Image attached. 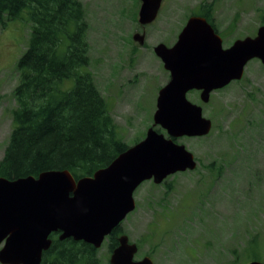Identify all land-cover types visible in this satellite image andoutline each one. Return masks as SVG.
<instances>
[{"label":"rangeland","instance_id":"obj_1","mask_svg":"<svg viewBox=\"0 0 264 264\" xmlns=\"http://www.w3.org/2000/svg\"><path fill=\"white\" fill-rule=\"evenodd\" d=\"M80 1L89 45L85 69L122 141L133 145L152 126L158 89L168 80L154 46H171L192 8L211 0H163L157 19L143 29L142 45L132 38L142 32L136 19L140 0ZM212 5L219 28L229 33L226 46L254 36L264 21V0H212ZM30 26L26 9L0 26V159L13 126L17 60ZM187 97L202 106L212 126L204 136L175 140L194 155L193 170L169 175L165 183L145 180L134 190L135 208L121 222L138 243L134 258L149 255L153 264L264 263V64L251 59L242 78L213 93L206 104L194 94ZM108 257L103 241L94 264H107Z\"/></svg>","mask_w":264,"mask_h":264},{"label":"water","instance_id":"obj_2","mask_svg":"<svg viewBox=\"0 0 264 264\" xmlns=\"http://www.w3.org/2000/svg\"><path fill=\"white\" fill-rule=\"evenodd\" d=\"M140 1L138 22L151 23L162 0ZM132 38L143 44V33L135 32ZM153 51L170 77L158 90L153 124L143 139L90 176L75 179L67 169L13 179L0 176L1 264H41L42 253L51 244L50 234L58 231L60 239L72 237L99 248L105 236L135 208L133 192L143 181L161 183L176 172L193 170L194 155L175 140L204 136L212 122L186 94L201 90L200 99L207 102L213 90L240 80L251 59L264 64V25L255 36L237 38L224 48L211 26L192 16L171 46L160 42ZM127 239L126 235L118 238L109 264H153L149 256L134 260L137 246ZM247 264L264 263L250 260Z\"/></svg>","mask_w":264,"mask_h":264},{"label":"trees","instance_id":"obj_3","mask_svg":"<svg viewBox=\"0 0 264 264\" xmlns=\"http://www.w3.org/2000/svg\"><path fill=\"white\" fill-rule=\"evenodd\" d=\"M25 9L30 34L17 60L13 126L0 159V176H37L50 169H67L75 179L90 176L128 145L85 69L89 45L84 6L80 0H0V26ZM116 235L117 227L109 248ZM50 238L41 264H77L82 258L95 263L97 249L92 245L59 240L55 233Z\"/></svg>","mask_w":264,"mask_h":264},{"label":"flooded vegetation","instance_id":"obj_4","mask_svg":"<svg viewBox=\"0 0 264 264\" xmlns=\"http://www.w3.org/2000/svg\"><path fill=\"white\" fill-rule=\"evenodd\" d=\"M163 2V0L161 1V5L163 4L162 3ZM161 5H160V7H161ZM160 9V8H159ZM215 13V11H214V6L212 5V0L211 1H209L208 3L206 2V1H202V2H200V3H198L195 7H193L192 8V11H190L189 12V14L187 15V17H186V19H185V23H184V25L186 24V22H187V20L190 18V17H200V18H203L210 26H211V28L213 29V31L216 33V34H218L219 36H220V38H221V41H222V46L224 47V48H226V47H228V46H230L231 44H229V45H224V40L227 38V36L229 35V33H226V32H223V30H221L220 28H219V26H218V18H217V16H216V14H214ZM158 15H159V10H158V12H157V16H156V18H155V20L157 19V17H158ZM136 19H137V21H138V17H136ZM233 18H231L230 20H232ZM155 20H153V22L155 21ZM153 22H151V23H153ZM231 22V21H230ZM262 22V23H261ZM151 23H148V24H144V25H141V24H139V26L141 27V29H142V32L141 33H143V35H144V38H145V33H144V28L147 26V25H150ZM259 23H260V25H263V23H264V21L263 20H260L259 21ZM230 24V23H229ZM183 25V26H184ZM259 25V26H260ZM183 26H182V28H183ZM181 28V29H182ZM258 28V27H257ZM255 36V35H254ZM177 39V38H176ZM157 56V55H156ZM157 58H158V60L162 63V66H163V68H164V65H163V62L161 61V59L157 56ZM164 70L166 71V73L168 74V80H169V77H170V74H169V71L168 70H166L165 68H164ZM134 80V82L136 83L137 82V80H138V77L137 76H134V78H133ZM167 80V81H168ZM231 83V82H230ZM229 83V84H230ZM229 84H227V85H225L224 87H222V88H219V89H217V90H213L211 93H210V95H209V100L207 101V102H203L201 99H200V93H201V90H197V89H192V90H190V91H188L187 92V94L188 93H190V94H194V96H195V98L198 100V101H200L201 103H203V104H206V103H208L209 101H210V99H211V95L213 94V93H215V92H217V91H219V90H222V89H224V88H226ZM163 86V85H162ZM161 86V87H162ZM160 87V88H161ZM159 88V89H160ZM158 89V90H159ZM158 93V92H157ZM186 94V95H187ZM157 97V96H156ZM188 98V97H187ZM191 101V100H190ZM191 102H193V101H191ZM193 103H195V102H193ZM195 104H198V105H200L199 103H195ZM202 107V106H201ZM202 111H203V109H202ZM153 120V119H152ZM164 130V129H163ZM162 183H165V181L164 182H162ZM122 222V221H121ZM121 222L116 226L117 227V235L115 236V244H114V246L112 247V248H109V245H108V253H109V257L107 258L108 259V262H107V264H109V259H110V255H111V253H112V251H113V249L114 248H116L118 245H119V241H118V238L121 236V235H126L127 236V241H128V243H134V244H136V246H137V251H138V249H139V246H138V243H136V241H132L131 239H130V237H129V235L123 230V228L121 227ZM115 227V228H116ZM114 229V228H113ZM113 231V230H112ZM112 231L110 232V234H108L107 236H105V238L103 239V241H107L108 242V244H109V239H110V236H111V234H112ZM55 233V236L57 237V239H59V240H63V239H60L59 238V235L61 234V232L60 231H58V232H54ZM65 239H68V238H65ZM69 239L70 240H72L73 242H75V243H80V245H84L85 243L86 244H88V245H91L90 243H88V242H86V241H84V240H75V239H73L72 237H69ZM95 249H98V248H95ZM136 251V252H137ZM134 256H135V254H134ZM145 256H149V255H144L143 257H145ZM142 257V258H143ZM141 258V259H142ZM133 259L134 260H139V259H137V258H134L133 257ZM78 264H88L87 262H86V260H85V258H82L79 262H78Z\"/></svg>","mask_w":264,"mask_h":264}]
</instances>
